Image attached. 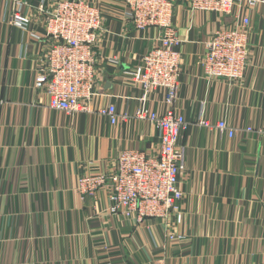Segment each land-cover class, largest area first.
<instances>
[{
  "label": "crops",
  "instance_id": "0c3cea01",
  "mask_svg": "<svg viewBox=\"0 0 264 264\" xmlns=\"http://www.w3.org/2000/svg\"><path fill=\"white\" fill-rule=\"evenodd\" d=\"M41 1L0 0V264H264V7L244 12L252 20L250 57L245 77L232 82L206 76L201 60L205 38L234 15L172 0L183 42L174 109L189 125L179 139L185 195L176 229L183 238L169 241L164 222H129L109 211L105 194L82 197L76 189L81 174L109 169L124 148L157 149L154 126L134 114L142 106L163 113V94L142 101V90L124 76L156 30L137 31L123 18L122 0H88L104 15L96 46L100 95L92 112L67 115L49 109L34 88L47 39ZM16 11L30 26L12 22ZM108 103L131 117L111 124L97 113ZM201 118L225 120L236 134Z\"/></svg>",
  "mask_w": 264,
  "mask_h": 264
},
{
  "label": "built area",
  "instance_id": "2783aa9c",
  "mask_svg": "<svg viewBox=\"0 0 264 264\" xmlns=\"http://www.w3.org/2000/svg\"><path fill=\"white\" fill-rule=\"evenodd\" d=\"M123 18L139 31L156 30L151 46L142 53L138 64L124 71V76L139 86L147 100L153 92L163 94L167 108L163 113L142 106L134 117L148 121L158 134V147L151 151L124 148L112 166L100 173H83L77 180L82 197L106 195L109 211L129 222L146 219L164 222L169 241L183 238L177 232L182 221L184 199L182 177L185 152L179 139L189 125L183 113L174 109L182 76V40L174 27L172 0H122ZM194 11L234 15L233 23L215 29L203 41L206 51L201 64L205 75L227 81L245 77L250 57L252 20L245 11L264 7V0H189ZM47 39L43 41L36 63L34 88L47 98V107L67 115L92 112L100 95L96 46L104 31L100 7L88 0H42L38 6ZM12 22L27 28L31 18L19 12ZM118 63L117 58H108ZM98 115L113 125L131 117L119 113L108 103L99 107ZM200 124L235 136L236 129L225 120L212 124L201 118ZM246 130L252 131L251 128ZM106 264H118L110 259Z\"/></svg>",
  "mask_w": 264,
  "mask_h": 264
}]
</instances>
